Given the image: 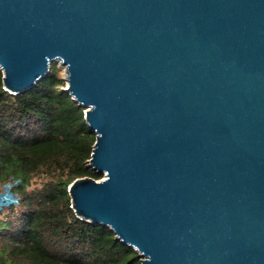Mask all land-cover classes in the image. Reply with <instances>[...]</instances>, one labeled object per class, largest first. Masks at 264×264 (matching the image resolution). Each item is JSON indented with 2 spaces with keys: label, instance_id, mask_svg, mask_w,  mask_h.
<instances>
[{
  "label": "water",
  "instance_id": "1",
  "mask_svg": "<svg viewBox=\"0 0 264 264\" xmlns=\"http://www.w3.org/2000/svg\"><path fill=\"white\" fill-rule=\"evenodd\" d=\"M53 63L103 175L77 217L141 264H264V0H0L4 88Z\"/></svg>",
  "mask_w": 264,
  "mask_h": 264
},
{
  "label": "trees",
  "instance_id": "2",
  "mask_svg": "<svg viewBox=\"0 0 264 264\" xmlns=\"http://www.w3.org/2000/svg\"><path fill=\"white\" fill-rule=\"evenodd\" d=\"M58 63L20 94L0 70V264H141L112 230L76 216L68 192L79 178L101 180L89 166L96 136L85 109L65 91Z\"/></svg>",
  "mask_w": 264,
  "mask_h": 264
},
{
  "label": "built area",
  "instance_id": "3",
  "mask_svg": "<svg viewBox=\"0 0 264 264\" xmlns=\"http://www.w3.org/2000/svg\"><path fill=\"white\" fill-rule=\"evenodd\" d=\"M12 187H13V184L9 183L7 185L6 191L3 194L0 195V205H1V202L4 201V200H8V199H10L12 201L14 200L13 196L10 193V190H12Z\"/></svg>",
  "mask_w": 264,
  "mask_h": 264
},
{
  "label": "rangeland",
  "instance_id": "4",
  "mask_svg": "<svg viewBox=\"0 0 264 264\" xmlns=\"http://www.w3.org/2000/svg\"><path fill=\"white\" fill-rule=\"evenodd\" d=\"M58 66L60 67V76L63 78L64 75H65V70H64V67L60 66L58 64ZM103 179V178H102ZM12 200L8 199V200H4L1 202V204H7V203H10Z\"/></svg>",
  "mask_w": 264,
  "mask_h": 264
}]
</instances>
